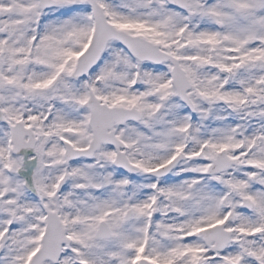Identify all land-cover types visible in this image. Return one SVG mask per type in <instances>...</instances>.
I'll use <instances>...</instances> for the list:
<instances>
[{
  "label": "snow or ice",
  "instance_id": "6c2138e0",
  "mask_svg": "<svg viewBox=\"0 0 264 264\" xmlns=\"http://www.w3.org/2000/svg\"><path fill=\"white\" fill-rule=\"evenodd\" d=\"M0 264H264V0H0Z\"/></svg>",
  "mask_w": 264,
  "mask_h": 264
}]
</instances>
